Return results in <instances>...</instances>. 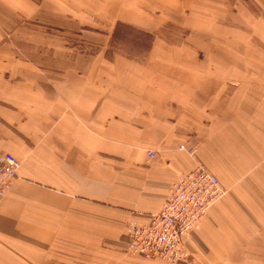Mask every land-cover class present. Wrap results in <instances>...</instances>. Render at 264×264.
<instances>
[{"label": "crops", "instance_id": "obj_1", "mask_svg": "<svg viewBox=\"0 0 264 264\" xmlns=\"http://www.w3.org/2000/svg\"><path fill=\"white\" fill-rule=\"evenodd\" d=\"M237 1L227 24L179 44L157 33L202 10L190 0H106L102 12L78 0H0V30L21 15L71 16L87 34L80 43L98 49L55 39L25 66L0 35V65L10 64L0 70V155L21 162L0 202V264H158L128 255V230L148 223L192 170L176 147L194 136L230 195L192 232L189 253L197 264L260 263L245 242L251 223L264 224V2ZM85 20L93 31L83 32ZM119 21L155 36L150 51L142 39L129 55L117 50ZM148 150L158 152L150 166Z\"/></svg>", "mask_w": 264, "mask_h": 264}, {"label": "built area", "instance_id": "obj_2", "mask_svg": "<svg viewBox=\"0 0 264 264\" xmlns=\"http://www.w3.org/2000/svg\"><path fill=\"white\" fill-rule=\"evenodd\" d=\"M198 149L194 140L179 146L178 151L190 157L194 167L178 175L166 203L148 223L130 225L129 255L167 264H197L186 243L207 218L210 209L228 194L217 176L201 161ZM147 155L149 163L157 158L154 150H148ZM20 168L21 162L12 154L0 155V202L10 192Z\"/></svg>", "mask_w": 264, "mask_h": 264}, {"label": "rangeland", "instance_id": "obj_3", "mask_svg": "<svg viewBox=\"0 0 264 264\" xmlns=\"http://www.w3.org/2000/svg\"><path fill=\"white\" fill-rule=\"evenodd\" d=\"M39 6H42L46 0H34ZM63 1V0H62ZM67 1L70 5L69 1L74 0H64ZM79 4L78 6L84 9L102 12L105 1L106 0H78ZM192 4H195L197 7H203L202 10L199 11H189L188 14H183L178 18H172L169 22L165 24L163 28L160 29V31L157 33V36H160L164 39L169 40L171 43H179L181 44L186 37L189 35L195 33V32H203V31H209L211 28L214 29L215 24L225 23L227 24L229 22L228 16L229 12L233 10L237 5H239V1L237 0H190ZM261 2H264V0H261ZM246 6V4H244ZM91 7V8H90ZM206 12H211V15L209 13L205 14ZM228 11H227V10ZM186 10V9H185ZM225 12L228 13V16H225ZM104 18L100 16V26L103 23ZM92 23V22H91ZM90 21H84V31H93L91 28L93 25ZM19 26H17L15 29L6 28L4 30H0V35H3V40L6 44H9L15 54L21 58V61L26 62L24 65L28 66V60L30 54H36L35 56H43L44 54V46H59L55 42H58L55 39L61 40L65 42L66 46L77 50L82 51L86 54H94L96 50H98L95 47L89 46L87 43L81 44V39L84 40L86 38L87 34L83 33V38L78 33H75V28H73V19L71 16H57V15H49L46 17H40L37 16H24L21 15V18H19ZM87 24V25H86ZM118 24H122V22L116 23V26ZM61 25L62 27H60ZM124 25V24H123ZM79 28V27H78ZM65 29V30H64ZM199 34V33H196ZM212 34V32H211ZM213 32V36H214ZM31 39L29 37H33ZM203 34L197 35L198 39H202ZM51 36V38L47 37ZM126 38L127 44L132 43L133 46L136 44H140V40L146 41V39L140 38L138 35L133 34L129 35ZM35 41L36 44V51L31 50V44L28 43ZM130 41V43H129ZM142 42V41H141ZM18 43H22L25 45L22 49L18 46ZM145 44V43H142ZM6 46V45H5ZM65 46V45H64ZM116 46L119 47L117 50L121 51L125 55H129L130 46L128 45H122L116 42ZM131 46V48L133 47ZM7 48V47H6ZM9 48V47H8ZM136 48V47H134ZM140 53L142 52H136L135 54L137 56H140ZM9 55H15L13 52H9ZM143 55V53L141 54ZM42 64V63H41ZM10 64L4 63L0 65V70H8ZM32 66V65H30ZM42 66L37 64V70L36 73L41 75L40 69ZM42 76V75H41ZM190 140H194L198 143L199 149H198V156L200 157V149L202 148V140L198 139L197 136H194ZM184 144V143H183ZM180 146V145H179ZM178 147H176V152L179 153ZM157 158H158V152H157ZM157 158L153 161L155 162ZM189 159L193 162V160L189 157ZM151 162V163H153ZM151 163H147L148 166H150ZM194 164V162H193ZM230 192L227 194L226 197H229ZM206 220V219H205ZM204 220V221H205ZM203 221V222H204ZM251 228V235L249 240L245 242V247L251 242L250 244V251L248 257H255L259 259V264H264V224H260V226L256 223L250 224ZM129 255V254H128ZM131 258H135L137 260H140L142 262H148V263H158V264H167L156 260H150L145 259L138 256H132L129 255ZM83 264H92V263H83Z\"/></svg>", "mask_w": 264, "mask_h": 264}, {"label": "trees", "instance_id": "obj_4", "mask_svg": "<svg viewBox=\"0 0 264 264\" xmlns=\"http://www.w3.org/2000/svg\"><path fill=\"white\" fill-rule=\"evenodd\" d=\"M133 34L138 35L140 38L146 39V44H141V48L146 49V51H150L152 43L155 39V36L139 32V31H137L131 27H128L126 25H123V24L117 25V28H116L114 35H113V40L119 44H122V45L124 44V45H128L131 47V46H133V41H132V43H130V41H129L130 44H127L128 38H126V37L129 35H133ZM133 48H134V46H133Z\"/></svg>", "mask_w": 264, "mask_h": 264}]
</instances>
